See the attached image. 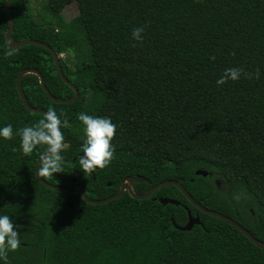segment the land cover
Here are the masks:
<instances>
[{
    "label": "trees",
    "instance_id": "obj_1",
    "mask_svg": "<svg viewBox=\"0 0 264 264\" xmlns=\"http://www.w3.org/2000/svg\"><path fill=\"white\" fill-rule=\"evenodd\" d=\"M30 1L12 0L14 39L44 41L58 55L86 46L73 66L60 56L79 89L75 101L56 103L36 74L22 78L28 102L61 128L43 178L68 188L77 169L94 200L118 193L127 176L150 180L135 182L137 193L183 179L195 200L264 241V0H46L59 28L32 18ZM71 2L79 14L66 21L61 11ZM8 28L0 0V264H264V249L174 185L101 204L86 202L79 189L44 185L35 166L56 130L47 115L26 108L17 77L36 68L55 97L74 91L48 49L15 50ZM84 107L97 117L94 127L106 120L102 135L73 128ZM83 151L97 168H88ZM186 207L201 220L191 230L172 221L185 225Z\"/></svg>",
    "mask_w": 264,
    "mask_h": 264
},
{
    "label": "water",
    "instance_id": "obj_2",
    "mask_svg": "<svg viewBox=\"0 0 264 264\" xmlns=\"http://www.w3.org/2000/svg\"><path fill=\"white\" fill-rule=\"evenodd\" d=\"M7 14H8V18H9V28L7 29L6 32V41L8 43L9 46H11L12 48H14L15 50H19L21 46L23 45H27V44H34V45H38V46H42L46 49H48L54 58V63L57 69L58 74L60 75V77L63 79V81L68 84L74 91V95L72 97H68V98H57L55 97L50 90L48 89V87L46 86L45 83V78L42 75V73L36 69V68H24L20 71V73L18 74L17 77V88L19 91V95L22 98L24 105L26 106V108L28 110H30L31 112L34 113H42L47 115L50 120L53 122L54 126H55V130H56V137L55 140L53 141L51 147L43 153V155L38 159L36 166H35V174L36 177L46 186L61 191V192H65V193H73L75 192L77 189H79L81 191V195L83 197V199L91 204H101V203H105L107 201H110L112 199L115 198H119L122 195L125 194V192H128L132 197L136 198V199H146L149 196H151L155 191H157L158 189L166 186V185H174L176 187H178L182 193L185 195V197L187 198V200H189L195 207H197L199 210L213 215L215 217L221 218L222 220L228 222L229 224L235 226L236 228H238L240 231H242L254 244H256L258 247L264 249V241L255 237L246 227H244L240 222H238L236 219H234L233 217L226 215L222 212H219L217 210L214 209H210L204 205H202L201 203H199L197 200L194 199V197L186 190V188L183 185V179H166L163 180L157 184H154L153 186H151L149 189H147L146 191H144L143 193H137L134 191V183L135 182H150V180L146 177H143L142 175H136V176H127L121 183L120 185V190L118 193L108 196L106 198L103 199H90L87 194H86V190L84 188V186H82L80 183H78V178H79V170H74L70 175H69V179L71 180V182L73 183L71 185V187H63L54 183H51L49 181H47L46 179L43 178V176L40 173V168L43 164V162L59 147L60 145V140H61V128L60 125L58 123V121L56 120V118L54 117V115L47 109L44 108H40V107H35L32 106L29 102L28 99L25 95L23 86H22V78L25 74L27 73H34L36 74L39 79H40V83L43 87V89L46 91V93L49 95V97L56 103H68V102H72L75 101L78 96H79V89L78 87L72 82L70 81L63 73L62 68H61V62H60V55H58V53L55 51V49L50 46L48 43L41 41V40H37V39H22V40H16L13 38V31H14V17H13V13H12V0H7ZM79 156L83 157L86 160L87 166L88 168L91 170L92 167L97 168L98 165L96 163V160L93 156L92 153L90 152H86L83 151L79 154ZM196 174L197 175H203V176H207L209 174V172L205 169H198L196 170ZM160 202L165 205L168 203L171 204H175V205H179L180 201H178L177 199L174 198H168V197H160L159 198ZM187 208V207H186ZM188 211V220L186 222L185 225L180 226L178 224H176L175 220L173 219V224L181 230H191L193 228L194 225L196 224H200L201 220L199 215H193L190 210L187 208Z\"/></svg>",
    "mask_w": 264,
    "mask_h": 264
},
{
    "label": "rangeland",
    "instance_id": "obj_3",
    "mask_svg": "<svg viewBox=\"0 0 264 264\" xmlns=\"http://www.w3.org/2000/svg\"><path fill=\"white\" fill-rule=\"evenodd\" d=\"M46 2V0H31L27 5V10L36 21H41L43 23L46 22L47 24L59 28V25L57 24L58 18L48 9ZM78 14L79 9L75 2L66 5L61 11V15L66 21L73 19ZM85 54L86 46L83 45L80 47L79 53L72 50L68 53H62L60 56L65 59L70 66H73L79 59H84ZM78 56H80V58H78ZM89 110L91 109L84 107L78 113L77 118L73 123V128L78 131L79 135L82 137H98L103 134L107 123L106 120H102L100 125L94 127L93 125H96L98 119L94 115H91ZM87 120H89V122ZM90 123L92 124L89 125Z\"/></svg>",
    "mask_w": 264,
    "mask_h": 264
}]
</instances>
